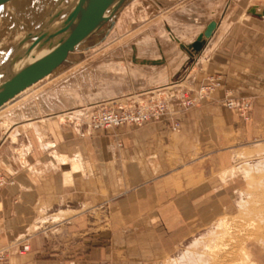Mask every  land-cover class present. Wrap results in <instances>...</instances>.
I'll use <instances>...</instances> for the list:
<instances>
[{
	"label": "crops",
	"instance_id": "crops-1",
	"mask_svg": "<svg viewBox=\"0 0 264 264\" xmlns=\"http://www.w3.org/2000/svg\"><path fill=\"white\" fill-rule=\"evenodd\" d=\"M191 4L206 12L200 22H217L202 50L192 48L206 28L199 24L179 39L149 33L165 55L135 68L144 69L148 88L185 83L182 91L194 95L215 76L221 81L216 91L193 107L174 99L164 115L140 127L91 129L80 136L70 130L64 141L49 134L55 140L22 148L32 165L27 169L21 160L13 167L15 186L0 194V245L27 235L34 225L39 230L29 239V252L10 264H158L194 232L195 217L208 215L225 196L222 175L232 163L233 141L243 149L264 136V14L256 10L264 9V0H157L158 8L143 13L160 17L163 26ZM140 15L130 13V22ZM230 95L253 101L249 120L224 106ZM64 157L65 163L58 161ZM44 216L49 222L42 228ZM89 216L95 218L91 227ZM60 227L67 239L56 244L50 234ZM114 252L128 260L115 262Z\"/></svg>",
	"mask_w": 264,
	"mask_h": 264
},
{
	"label": "rangeland",
	"instance_id": "rangeland-1",
	"mask_svg": "<svg viewBox=\"0 0 264 264\" xmlns=\"http://www.w3.org/2000/svg\"><path fill=\"white\" fill-rule=\"evenodd\" d=\"M132 1L133 0H127V2L124 4V6L118 12L117 16L112 21H110L104 28H102L96 35H94L85 44H83L78 50L70 52L67 60L62 65H60V67H58L55 71L49 73L42 79L38 80L34 84L25 88V90L23 91L24 93L18 95L20 97V102H16V104L19 103L22 104L23 101H29L33 99V96L39 92L56 89L57 87L64 85L67 80H69L75 73H77V71L79 72L84 68L91 67V65L92 66L96 64L99 65L102 62L112 65L111 63H113L114 60L117 59L119 60V58H123L124 55L122 54L124 51L122 50V48H124V46L127 45V43H130V41L134 38L136 34L139 33L142 34L145 31H148L149 33L152 34H159L163 32L162 23H160L162 21L158 20L160 17L157 18V16H155L154 18L148 19L149 16L146 17L145 14L143 13L145 8L140 9L139 13H142V15L138 16L139 19L132 22H130V17L129 15H127L126 13L127 11H126L125 12L126 14H124V16L123 15L120 16L122 17L123 21L116 28L119 14L123 11L122 9H124V7L129 5ZM141 1H143L146 4V8L153 6L155 7L157 6L158 8L156 0H141ZM151 1H153V3H150ZM16 2H18V0H15V2L12 5L4 9L5 11L2 10L3 11L2 15L3 14L16 15L19 12V9L15 8L17 5ZM180 12L174 13V15L179 14ZM0 18L2 17L0 16ZM121 45L122 48H120ZM4 48L0 49V51H2ZM117 49L118 52L116 51ZM170 60L171 58L168 57V62ZM124 62L125 60L121 61L122 66L126 65L125 67L127 68L128 67L130 69L134 68L130 62L128 63L127 62L124 63ZM113 64L115 65V67L118 65L116 62ZM118 67L119 65L117 66V68ZM143 70L144 69L142 68L133 69L132 70L133 76L144 79L145 73ZM133 80L134 79H131V82L126 85L127 87L121 89V91L123 92H121L119 96L115 94L114 91L115 89H119V86H121L119 85L120 83L114 82L110 84L108 87L111 88V90L108 88L107 91L111 94L110 97L112 98L104 101L99 106H101V108L103 107L112 108L113 106L119 104L134 105L135 103L140 102L142 99H147L150 98L151 96H155L157 98L159 97L167 98V96H170L171 94L172 95L176 94V92H170L169 94L168 93L160 94L157 93L156 90H158L159 88H163L164 86L162 87L155 86L153 88H148L147 87L148 85H145L144 87L136 85ZM176 84H177L176 82L174 83L170 82L169 86H173ZM177 85H180L181 88H183L182 86H185V83H183L182 85L181 84H177ZM235 98L241 100L243 99L237 97ZM13 105L10 106V108L6 109L5 111L2 112L0 111V158H1L0 176L2 175L3 179L5 180L4 185L0 188V194L6 191L7 189L13 188V186H15L16 179L13 176V173L15 172L13 167H17L21 165V160H23L24 165H26L27 169L31 168L32 164L30 162V159L22 154L23 153L22 148H24L26 145H30V144L37 145L41 141L48 142L55 140V139H50L51 135L49 134H52L53 136L56 135V137L64 141L67 138L66 135L71 134V132H75L77 136H80V134L87 133V131L93 129L90 126L88 119V114L93 109L83 107L81 111L75 112L74 115L71 117H65V115L64 116L52 115L50 118L44 120L39 119L38 122H36V125L46 131V134L44 136H41L37 134V132H35L36 131L35 127L32 126V124H28V123L27 125L14 124V121L4 118V113L7 110L11 109V107H14ZM252 110H253V101H252ZM15 128L17 130V133L13 132L12 134L11 131ZM66 129H68V131H66ZM70 130L72 131L70 132ZM248 142H249L248 143L249 146L243 148L244 149L243 150L240 148L241 141L239 140L233 141L234 151L232 154L233 156L232 163L228 168L227 172L224 173V175H222L223 179L225 178L227 179V184L225 186L227 192L225 196L223 198H219L216 204L214 205V208L207 211L208 215L195 217L194 232H190V234L181 242V244L178 245L177 248L171 251H166L167 252L166 256H164V258L159 260L158 264H170L172 263V261L173 262L177 261V259L183 254L184 251L190 249V246L192 245L195 238H199L201 236L206 235V237H208L209 239L211 237L210 236L212 233L211 231L213 232L217 231L218 233L221 232L223 233L224 229L223 227L218 226V222L224 217L233 226L232 229L235 228L233 233L234 234L237 233L236 236L238 237L234 238L231 236V234L227 235L228 237L226 236L225 240L223 241L225 242V244L228 243L226 248L223 249L222 251H217L213 253L214 254L213 256L206 249H201V250L210 253V257H212V259L220 260V262L223 261L225 262V264L228 263L236 264L235 260H237V258L239 257L242 258L244 257L243 264H264V165H260L259 167H257L259 162L264 159V136H256L250 139ZM238 145L239 147L235 150V147ZM6 152H8V154H6ZM54 156L56 157L57 154H54ZM50 158L51 157L48 158L46 157L45 162H49ZM67 160L68 158L65 157L62 160L58 159L59 162H63V163H65ZM48 165L50 167L52 166L53 168H55V166L52 163H48ZM42 219L44 222L46 221L45 223L42 224L43 226L42 228H45L46 225H48L49 220L47 221V216L42 217ZM54 219L61 220V217L60 216L54 217L53 220ZM89 220L91 227L93 226L91 222L95 220V218L89 216ZM104 220L106 224L107 223L109 224L111 222V217L109 216L107 209ZM2 226H3V219L0 214V229L2 228ZM38 228L39 227L37 225H34L30 228L27 235L18 238H12L6 241L5 239H3L4 243L0 245V250L4 248L5 250H7L9 264L12 257L25 256L26 253L29 252L27 251L26 253L21 254L19 252V249L21 248L23 242L28 241L30 243L29 239L39 230ZM65 234L66 233H64L63 228L60 227V229L54 228L50 236L52 238L53 243L56 242V244H58V242L62 240V244H63V239L64 240L67 239L65 238ZM246 236H249L250 238L246 239L247 238ZM238 238L239 240L242 239V241L245 242L244 248L246 252L249 254L248 257L249 259L248 258L246 259L244 254H242V256L240 255L241 252H239L238 247H236V245L239 244L240 242L238 241ZM0 239L2 240L1 236ZM76 239L79 238L76 236L72 240L75 241ZM69 240L71 239H68L67 241ZM232 242L233 244L235 243L236 244L234 245V248H231L230 250L228 247H233ZM108 243H109L108 239H106L104 244H108ZM6 247L8 249H6ZM216 253L219 254V256ZM224 253L227 254L225 255ZM67 255H72V254H67ZM73 255H75V253H73ZM105 255L107 256V253ZM223 255L225 257L222 258ZM111 258L116 260L115 262H122V263L128 260L124 252H119L116 254L115 252L111 253Z\"/></svg>",
	"mask_w": 264,
	"mask_h": 264
},
{
	"label": "bare ground",
	"instance_id": "bare-ground-1",
	"mask_svg": "<svg viewBox=\"0 0 264 264\" xmlns=\"http://www.w3.org/2000/svg\"><path fill=\"white\" fill-rule=\"evenodd\" d=\"M140 1L141 0H133L129 5L122 9L123 11L118 16L116 28L123 21L122 17L120 16H124L126 13L127 15L133 13V17H135L140 12V9L146 8V4L143 1ZM72 3L73 0H18V2H16L17 5L15 4V8L19 9V12L16 15H2L3 11L5 10H0V16L2 17L0 18V49L7 46L2 51H0V72H3L5 68H8L9 66L13 67L20 64V58L26 54L25 52L30 51V49H35L50 39L59 36L63 21ZM198 7L192 4L189 7H184L183 11L176 15L173 14L167 19L166 22H164L165 25L162 26L163 33L169 40L184 38V36L187 35L189 31H194L192 29L198 24L201 25V27H207V25L210 23L208 22L207 18H205L203 22H200L201 18L204 17L203 15L206 12L202 11L201 8ZM256 10L260 13L263 12L264 14V9L261 6H256ZM216 39L217 38L214 40ZM120 48H122V45ZM122 50L124 51L122 54L124 55L123 58L114 60L119 65L118 68V65L115 67L113 64L115 62L113 61V63H111L112 65L102 62L99 65L96 64L94 66L91 65V67L84 68L79 72L76 70L77 73L67 80L65 84L63 83L64 85L57 88L55 87L56 89L39 92L33 96V99L29 101H23L22 104H16V102H20V97L18 95L23 94L25 89L18 92L0 106V111H5L14 104V107H11V109L4 113V118L14 121L15 124H32V126L35 127V132L41 134L42 136L44 130L36 125V122H38L39 119L48 118L52 115H65V117H71L75 112L81 111L83 107H87L89 109L101 107L99 105L108 100L102 98L110 97L111 95L107 91L109 88L108 86L114 82L120 83L119 85H121L119 86V89H115V94L123 92L121 89L127 87L126 85L131 82V79H134L133 81L136 85L144 87L149 83V81L142 78H135V76H133L132 70L137 64H142V66L146 67V64H150V61L158 59L160 60L162 56L165 55L162 52L164 49L162 50L159 42L156 43L150 39L148 31H145L132 39L130 43H127V45L122 48ZM116 51L118 52V49ZM135 53L137 58L132 57V55L135 56ZM123 60H125L127 63L130 62L133 65V69L128 67L131 72L127 67H125L126 65L122 66L121 61ZM152 79L159 80V78H157L155 75L152 77ZM169 84L170 83H167L163 88L156 90V92L160 94L176 92L177 95L182 93V88L180 85H177L178 83L173 86H169ZM109 89L111 90V88ZM13 132H17L16 128ZM260 165H264V159L259 162L257 167ZM218 226L223 227V233L211 231L212 233L209 239L206 237V235L195 238L192 245L190 246V249L184 251L177 261H172L170 264H225L223 261L220 262V260L212 259V257H210V253L213 256V253L222 251L226 248L228 243L225 244L223 241L227 235L231 234V236L234 238L238 236H236V232V234L233 233L235 228L232 229L233 226L225 219V217L218 222ZM249 236H246V239H249ZM238 241L240 242L236 245V247H238L239 252H241L240 255L242 256V254H244L247 259L249 254L244 248L245 242H243L242 239L239 240V238ZM235 244H233V247L228 248L231 250V248H234ZM201 249H206L210 253L204 252ZM217 255L219 256V254ZM223 257L225 256L223 255L222 258ZM235 261L236 264H243L244 257H239Z\"/></svg>",
	"mask_w": 264,
	"mask_h": 264
},
{
	"label": "water",
	"instance_id": "water-1",
	"mask_svg": "<svg viewBox=\"0 0 264 264\" xmlns=\"http://www.w3.org/2000/svg\"><path fill=\"white\" fill-rule=\"evenodd\" d=\"M15 0H0V10L12 5ZM127 0H73L63 21L59 36L50 39L35 49L25 52L20 64L9 66L0 72V106L18 92L55 71L68 58L112 21ZM217 26L211 21L192 43L199 52Z\"/></svg>",
	"mask_w": 264,
	"mask_h": 264
},
{
	"label": "built area",
	"instance_id": "built-area-1",
	"mask_svg": "<svg viewBox=\"0 0 264 264\" xmlns=\"http://www.w3.org/2000/svg\"><path fill=\"white\" fill-rule=\"evenodd\" d=\"M220 78L212 76L209 80L201 85L195 94H186L184 91L180 95H170L167 98H157L151 96L142 99L140 102L133 104H119L112 108H95L88 114L89 124L93 129L116 128L122 125L140 127L151 120L159 119L164 115L174 99L178 100L183 107H193L205 98L211 96L220 85ZM228 109L239 114L243 119L249 120L252 111V101L248 98L236 99L228 98L223 102ZM178 123L173 129L178 128ZM1 159V158H0ZM5 180L0 176V188L4 185ZM6 249H8L6 247ZM30 250V243L23 242L19 252L21 254ZM0 264H9L7 250H0Z\"/></svg>",
	"mask_w": 264,
	"mask_h": 264
}]
</instances>
